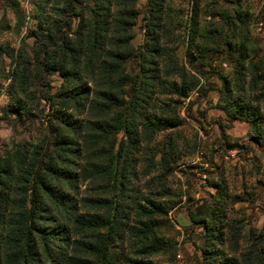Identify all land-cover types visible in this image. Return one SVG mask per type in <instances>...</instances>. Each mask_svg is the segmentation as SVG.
<instances>
[{
    "label": "rangeland",
    "instance_id": "374dc122",
    "mask_svg": "<svg viewBox=\"0 0 264 264\" xmlns=\"http://www.w3.org/2000/svg\"><path fill=\"white\" fill-rule=\"evenodd\" d=\"M155 1L81 0L70 18L63 0H0V264H264V138L218 104L224 79L264 77V0H163L145 92ZM92 7L108 22L95 50ZM43 29L62 69L42 52L34 80ZM253 77L238 109L264 113Z\"/></svg>",
    "mask_w": 264,
    "mask_h": 264
},
{
    "label": "trees",
    "instance_id": "16d2710c",
    "mask_svg": "<svg viewBox=\"0 0 264 264\" xmlns=\"http://www.w3.org/2000/svg\"><path fill=\"white\" fill-rule=\"evenodd\" d=\"M132 1H134V3H131ZM80 2L81 0H63V6L61 8V13L66 11L68 12L67 16H69L70 18L79 17V15L82 13L81 9L79 8ZM99 2L101 3V6H100V9L98 8V10H104V7H105L107 9V12L109 11L111 5L119 7L122 3L131 4V5L135 4V0H99ZM162 2L163 0L155 1L156 9L154 10L155 13H153L152 19L149 23L150 31L147 32V34L145 35L143 39V43H142L143 46H142L141 52H143V54L141 58L143 62L147 65L146 69L141 68L142 77L140 79V86L142 87V91L143 90L145 91L149 86H151V85H148L149 80H153L154 82V78L157 77V75L155 74V72L157 71V68L152 67V65L155 66L157 64V58L161 56L160 55L161 49H160V44H159L160 37L157 32H159V24H160L159 22H160V17H161ZM104 4H107L108 7ZM89 11H90L89 14H90V19H91V24L83 25V22L80 23V30L86 27L88 31L87 36H86V45L88 43V45H90L91 48L95 50L98 48V44H100V41L102 38V32L107 30L108 22L105 16L102 19H99L100 13L97 10H94L93 7ZM101 14L103 15L104 13H101ZM119 14L122 17V20L124 18L134 19L137 15V13L134 11L130 13H125L123 9H121V12H119ZM241 17H242L241 15H238V19L236 20L238 22L240 21L243 22V19ZM82 20H83V17H82ZM230 22L233 23V25L235 24L234 21H230ZM53 36L54 35L46 31V29L41 30L40 34L38 35V38L39 37L41 38L40 39L37 38L36 42H38V44H36L32 48L34 57L36 60V62H33V65H32L34 67L33 69L34 71L33 79L34 80L36 79L37 74L40 71L39 65L37 66V63H38L37 58L42 52H44L43 54L46 56L45 61H44L45 66H54V68L58 70L62 69L59 62L52 63L47 60V57L49 58L50 54L45 49H49V48L54 49V48L59 47V45L57 44L58 39L53 38ZM64 42L65 40L60 38V45L64 44ZM91 48L89 49L90 52H87L90 55L93 53ZM60 52H62V54L65 56L67 55V52L61 46H60ZM247 73L254 76L253 79H250L247 82L248 86L252 87V89L258 80L264 81V77H261L258 75L259 74L258 70L254 71L252 67L248 66L246 70L242 69V72H239L232 77L234 80V83L228 82L226 79H224L223 91L221 92V96L219 98L218 104L220 102H225L223 105L224 106L223 109L226 111V114L230 117L229 120H237L239 119V117L243 118V121L249 124L252 131H254L255 134H258V137H256V139L261 140V136L264 138V126H263L264 113H262L257 106L250 107L247 104L245 105L243 109L241 110L238 109V107L241 106L240 105L241 102L243 103V101L241 100L240 97L237 96V94L240 93L244 89L245 75H247ZM22 74H23V77L26 76V73H22ZM70 74H71L70 72L64 73V75H70ZM256 75L258 76L255 77ZM83 90H84V87H81L80 91H77L74 95L82 94ZM261 91H262L261 97L264 99V85L261 88ZM59 95L67 99H76L74 95H67L65 93L54 95V98H57ZM81 96H83V94ZM259 102L260 100H257V104ZM233 109H235L236 111H239L238 112L240 114L238 115L239 117L237 116L238 113H236V111ZM46 167L47 166L44 165L42 167V170L45 171ZM211 186H216V185L213 184ZM220 194H222L221 190H220ZM222 202H223L222 199H218L217 205L219 206ZM187 214L193 224H202L204 228L207 227V224H206L207 217H204V219L197 220L194 216V213L190 209H188Z\"/></svg>",
    "mask_w": 264,
    "mask_h": 264
}]
</instances>
